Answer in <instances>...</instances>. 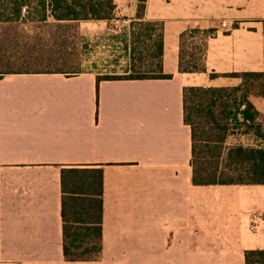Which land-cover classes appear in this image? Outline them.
I'll list each match as a JSON object with an SVG mask.
<instances>
[{"label": "crops", "instance_id": "obj_1", "mask_svg": "<svg viewBox=\"0 0 264 264\" xmlns=\"http://www.w3.org/2000/svg\"><path fill=\"white\" fill-rule=\"evenodd\" d=\"M114 2L111 19L81 23L89 48L123 47L130 73L140 24H160L172 78L98 84L119 75L115 56L78 74L0 77V264H245V252L264 251V184H193L182 93L264 71V0H147L142 19L138 0ZM192 31L204 37L206 71L181 73L180 37ZM249 102L264 135V97ZM239 136L221 159L264 149L252 130ZM71 167L104 170L100 261L64 258L61 174Z\"/></svg>", "mask_w": 264, "mask_h": 264}, {"label": "trees", "instance_id": "obj_2", "mask_svg": "<svg viewBox=\"0 0 264 264\" xmlns=\"http://www.w3.org/2000/svg\"><path fill=\"white\" fill-rule=\"evenodd\" d=\"M138 16L145 14L147 0H138ZM116 9L114 0H0V24L11 23H47L51 18L57 24L109 20ZM134 35L133 44L142 37L151 40V58L154 60L153 71L149 75L126 77H99L101 81L171 79V75L162 73V35L161 25L140 24ZM264 28V21H262ZM197 31L181 35L183 39ZM135 52V47L133 49ZM32 54H23L22 58ZM12 57L0 55V65L12 68L16 64ZM191 69L183 67L182 56L179 72H205L203 61L193 63ZM66 73L63 70H20L14 69L0 73ZM78 74V73H74ZM72 75V74H71ZM241 79L237 87H186L183 89L184 121L191 128L192 136V182L194 185L215 184H264V149L234 147L228 149L225 159L221 151L229 133V122H235L237 114L243 116L242 124L252 130L264 143L260 125L255 123L258 113L249 102L250 96L264 97V71L260 73H242L233 75ZM211 78L216 75L211 74ZM244 106L240 113L239 108ZM249 124V125H247ZM208 129L216 133H204ZM206 135V140L199 134ZM221 135H218V134ZM217 137V138H216ZM214 138L217 140L215 141ZM199 142L204 145L200 148ZM213 144V145H211ZM217 144V145H216ZM200 148V149H199ZM238 179L229 178L235 175ZM246 179V180H243ZM62 184V222L63 252L68 262H96L103 257L104 234V170L97 167L64 168L61 174ZM245 264H264V251H247Z\"/></svg>", "mask_w": 264, "mask_h": 264}, {"label": "rangeland", "instance_id": "obj_3", "mask_svg": "<svg viewBox=\"0 0 264 264\" xmlns=\"http://www.w3.org/2000/svg\"><path fill=\"white\" fill-rule=\"evenodd\" d=\"M81 23L57 24L50 18L47 23L0 24V55L12 57V61L16 64L12 68H5L0 65V73H6L14 69L63 70L71 74L81 73L88 69L87 67L91 65V60L97 61L100 67L107 66V56H115L114 59L120 61L118 63L120 71L119 75L106 76H142L149 75L153 71L154 60L151 58L152 41L150 42L147 38L142 37L135 44H132L131 72L126 73L129 67L127 63L128 51L126 52L123 47L119 49L100 47L93 51L89 48V43L86 42L83 34L84 25H81ZM220 29L224 30L225 28L221 26ZM203 45L204 37L198 33L183 39L181 56L184 68L191 69L194 66L193 63H198V65L201 63ZM134 47L135 52L133 51ZM91 53H93L94 58L90 57ZM23 54L32 55L29 57L27 55L25 57L26 60H24L22 58ZM85 61L89 63L86 64ZM237 124L233 121L229 122V133L226 141L234 143L242 140L243 138L239 134L250 131L242 122H237ZM203 132L216 133V131L208 129H204ZM218 135L221 134L219 133ZM198 136L200 139L206 140V135L200 133ZM216 138H214L215 141L217 140ZM199 145L201 149L202 146L204 147L200 142ZM229 178L238 179L236 174L230 175Z\"/></svg>", "mask_w": 264, "mask_h": 264}]
</instances>
